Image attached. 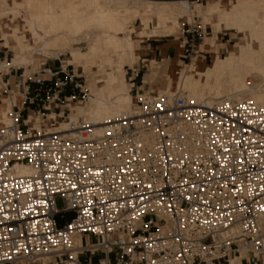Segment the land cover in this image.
I'll return each mask as SVG.
<instances>
[{"label": "built area", "instance_id": "obj_1", "mask_svg": "<svg viewBox=\"0 0 264 264\" xmlns=\"http://www.w3.org/2000/svg\"><path fill=\"white\" fill-rule=\"evenodd\" d=\"M195 18L177 28L183 62L204 53L197 46L210 34ZM8 55L0 44L9 118L0 125V264H229L241 251L248 264L264 255V104L141 92L138 69L127 67L128 113L100 132L82 120L29 136L30 112L66 120V103L88 90L59 58L26 73ZM89 235L98 240L83 242Z\"/></svg>", "mask_w": 264, "mask_h": 264}, {"label": "bare ground", "instance_id": "obj_2", "mask_svg": "<svg viewBox=\"0 0 264 264\" xmlns=\"http://www.w3.org/2000/svg\"><path fill=\"white\" fill-rule=\"evenodd\" d=\"M189 1L28 0L25 9L29 11L32 8L38 11V14L30 13L27 18L16 11L19 7L17 3H13L9 10L1 8L0 19L8 17L11 20L8 27L1 25L0 29L4 30L0 35L5 40V46L14 52L10 62L14 68L23 67L27 73L28 65L43 64L44 61L40 63L39 59L33 56L36 53L45 58H59L63 66L72 65L74 70L82 68L85 71L97 63L100 58L99 48L102 46L108 52L107 58L102 60L109 66L114 65L112 68L115 69L107 76L104 75L105 78L90 77L92 85L89 89L85 85L88 90L87 100L90 102H67L65 108L69 109L68 119L62 120L61 123H51L50 120H55L57 114L54 111L48 112L44 119L52 129L34 130V124H40V121L30 112L27 123H30L32 117L35 122L30 125L29 136L69 132L74 128L73 124L77 126L82 120L91 124L95 132H100L104 126L116 121L123 113H128L134 98L130 94V88L124 87L125 83L123 80L119 81L118 76L124 74L125 66L134 68V63L139 59L136 52L138 43L145 39L172 36L179 27V18L185 15L189 22H192L194 17L201 20L203 17L206 20L208 17L213 18L212 22L208 23L214 31L220 32L223 27L231 30L238 36L237 42L232 45L228 55L221 58L215 55L210 66L203 69H200L197 61L190 60L184 70L181 67L180 71L175 73L177 77L174 80L166 74L165 68L161 69L160 62L164 59H141L148 71V74L144 73L142 80L151 83L160 78L162 82V86L153 88L155 91L152 92L172 94L176 90L184 91L196 104H209L213 100L229 97H247L258 104H264V0H259L256 4H251L250 0L225 1L230 5L229 8L219 6L221 0H211L213 2H207L204 13L201 9L193 10ZM57 2L58 7L55 5ZM195 13L201 16H194ZM15 19L19 22V31L14 27ZM138 19L140 29L137 32L135 20ZM24 21H27L29 26H22ZM27 33L31 36L26 40L29 46L23 43ZM79 41L86 44L85 52L74 46ZM204 45V41L199 43L197 51L204 52ZM65 53L68 56L61 58ZM172 63L177 64V60L174 59ZM201 77L204 79L201 80ZM128 84L130 87L129 82ZM92 86L98 88L93 90ZM138 90L148 91L142 90L140 86ZM19 99L18 95H14V101L20 106ZM8 123L9 118L0 105V125ZM28 173L26 167L18 170L19 175ZM75 242L79 244V238H76ZM246 254V251H241L240 256L230 257L229 264H239V258ZM232 258L235 259L231 260ZM42 261L43 259L38 258L34 264Z\"/></svg>", "mask_w": 264, "mask_h": 264}, {"label": "rangeland", "instance_id": "obj_3", "mask_svg": "<svg viewBox=\"0 0 264 264\" xmlns=\"http://www.w3.org/2000/svg\"><path fill=\"white\" fill-rule=\"evenodd\" d=\"M28 0H0V9H6V10H9L11 6H13V3H17V5H19V7H17L16 11L17 12H21L26 18L28 16H30L29 14L30 13H37L38 14V11L36 12L34 9H30L29 11L27 9H25V4L27 3ZM67 2H73L74 0H66ZM225 1H229V0H221V4H219V6H221L222 8H229L230 5H228L227 3L228 2H225ZM259 0H250L251 4H256ZM207 2L209 3H212L213 1L211 0H193V1H189V4L192 6L193 10H197V9H201L203 11V13L205 12V10L207 9ZM12 3V4H11ZM8 4H11V5H8ZM58 2L55 4L56 7H58ZM199 13H195L194 16H201V15H197ZM187 19V16L185 15L184 17L182 18H179V23L181 21H184ZM196 22H201V24L203 26H207V31L210 33L208 36H206L203 41L205 42V45L203 47V49L205 51H210L209 53L206 54L207 56V62L206 64H202V65H199L198 62L200 61V57L197 58V60L195 59V61H197V64L200 66V67H203L204 65L206 67L210 66V64L212 63V60L214 58L215 55H217L219 58L221 57H224L225 55H228V51L232 49V45L236 44L237 42V39H238V36L237 35H234L233 32L231 30H227L223 27V29L220 30V32H215L214 31V28L208 23V21H211L213 20V18H210L208 17V20L203 19L201 20L200 18H195ZM11 20H9V18H5V19H0V26L3 24L4 27H8L9 23H10ZM191 22V21H190ZM14 23L16 26H14L18 31H19V26H18V20H14ZM152 23L154 24L155 23V19L153 18L152 19ZM152 23H150V25H152ZM171 25V24H169ZM22 26H29L28 22L27 21H24L22 23ZM2 29V28H1ZM0 29V34L3 32L4 29L1 30ZM7 29H11V28H7ZM140 29V20H135V31H139ZM136 34L133 32V36H135ZM25 39L23 41V43H25L26 45L29 46V44H27L28 40L31 38L30 34L27 33L25 35ZM212 38V39H210ZM162 42L164 43H171L174 45L175 49H176V55L178 56L180 53H181V49H182V41L180 40V37H179V31L177 29V32L174 33L172 36L170 37H161L159 38ZM27 40V41H26ZM150 40H153V39H150ZM212 40V41H211ZM214 40V41H213ZM4 42L5 40H2L1 39V36H0V44L2 46H4ZM27 42V43H26ZM148 41V39H145L143 40L142 42L138 43L137 46H136V52L139 54V61L136 60V62L134 63V68H137L138 69V73H147L148 74V71H147V67L144 66L143 63H141V59L145 58L146 56H142L141 59H140V51L142 46L145 45ZM74 46L76 48H79L81 51L85 52L86 51V44L83 42V41H79V42H76L74 44ZM12 49H9V57L11 56L13 58V51ZM107 51L102 47L100 46L99 48V55H100V58L97 60V63L94 65V66H91L90 68H86L85 71H83L82 68H76L75 73L76 74H83L84 77L81 78L82 80V84L85 83V85L87 86V88L89 89V87L92 85V81L90 80V77H94V78H105V76H107L109 74V72L115 70L114 67L112 68V66H109L107 65L106 63H104V61L102 59H106L107 58ZM114 55V54H113ZM35 58L39 59L40 63L42 61L46 62L47 65L49 66H57V62L55 61H51L49 60V58H45L43 56H40V55H36V53L33 55ZM68 55L67 53H65L64 55L61 56V58H66ZM175 57V58H172V59H164L162 62H160L161 64V69L163 70V68H165V72L166 74H168L173 80L176 79L177 77V74H175L176 72L180 71L181 67L182 69L184 70L189 64H190V61H184V62H178L177 61V64H174L172 63V61L175 59L177 60L178 57ZM11 58V59H12ZM157 61H160V58H153ZM138 61V62H137ZM39 65V64H38ZM37 63L35 64H31L30 68L31 69H36L37 68ZM140 65H143L142 67H140ZM180 67V68H179ZM40 68H43L42 66ZM74 67H69V69H71ZM124 71L126 70L127 66L124 67ZM181 70V71H183ZM182 73V72H181ZM105 75V76H104ZM129 76V73L125 74H121L118 76V79L119 81L123 80V82L125 83V78H128ZM204 78L201 77V80H203ZM179 80V79H178ZM250 80H251V77H250ZM127 83V85H126ZM126 83L124 84V87H129V84H128V79H126ZM162 86V82L160 81V78L159 80L156 79L155 81L151 82V83H148L145 87V89H152V88H155V87H160ZM98 87L97 86H92V89L93 90H96ZM155 91V90H154ZM131 94V93H130ZM132 95V94H131ZM87 102H90V100H87ZM30 115V114H29ZM33 115V114H32ZM35 118H39V121H40V124L38 123H35L34 124V130H50L52 129L51 126H49V122L47 123L46 120L44 119L45 116L41 117V116H38V115H33ZM38 120V119H37ZM36 120V121H37ZM45 120V121H44ZM62 122L61 119H57V117H55V120H50V122ZM91 121V119L89 120ZM55 127V126H54ZM57 205L58 207L60 208L62 206V203L61 201L58 199L57 200ZM82 240L83 242H96L98 239L96 237H93L92 235H89V236H83L82 237ZM233 257V256H232ZM248 258H250L249 256H247ZM246 257V258H247ZM235 259V258H234ZM233 260V258L231 259ZM263 262V255H259L255 260L254 262H249L248 264H262ZM227 264V263H226ZM243 264H247L245 260H243Z\"/></svg>", "mask_w": 264, "mask_h": 264}, {"label": "crops", "instance_id": "obj_4", "mask_svg": "<svg viewBox=\"0 0 264 264\" xmlns=\"http://www.w3.org/2000/svg\"><path fill=\"white\" fill-rule=\"evenodd\" d=\"M1 39H2V36H1ZM148 41L149 42H147L145 45H143L141 50H139L140 51V59H141L142 56H146L143 59L151 60L153 58H160V60H162V59H169L170 60V59L175 58L177 56L176 55V49H175L173 44L164 43L160 39H153V40L148 39ZM4 47L9 49L7 46H5V44H4ZM209 52L210 51H204L203 54H197L196 60H197L198 57H200V61L198 62L199 65L206 64V62H207L206 54L209 53ZM180 54L177 56L178 57V59H177L178 62L182 61L181 59H179ZM142 66L143 65H140V67H142ZM205 67L206 66L204 65L203 67H200V69H203ZM143 76H144V73H140V74L138 73V75H137V77L135 79V84H136V86L142 87V90H148V89H145V87L148 84V82H144L142 80ZM126 79L127 78H125V83H126ZM126 85H127V83H126ZM149 91H154V90L152 88L151 90L149 89ZM247 256H248V254L244 255L243 257H247ZM243 257H241V259L239 258V264H243V260H242ZM235 258H237V257H235ZM262 264H263V262H262Z\"/></svg>", "mask_w": 264, "mask_h": 264}]
</instances>
